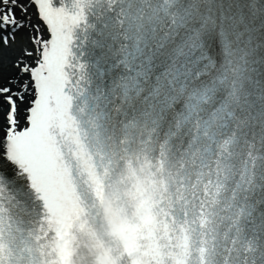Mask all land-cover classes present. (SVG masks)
<instances>
[{
	"label": "snow or ice",
	"instance_id": "snow-or-ice-1",
	"mask_svg": "<svg viewBox=\"0 0 264 264\" xmlns=\"http://www.w3.org/2000/svg\"><path fill=\"white\" fill-rule=\"evenodd\" d=\"M129 160L127 264H264V0H0V264Z\"/></svg>",
	"mask_w": 264,
	"mask_h": 264
},
{
	"label": "bare ground",
	"instance_id": "bare-ground-1",
	"mask_svg": "<svg viewBox=\"0 0 264 264\" xmlns=\"http://www.w3.org/2000/svg\"><path fill=\"white\" fill-rule=\"evenodd\" d=\"M72 227L75 228V225H73Z\"/></svg>",
	"mask_w": 264,
	"mask_h": 264
}]
</instances>
